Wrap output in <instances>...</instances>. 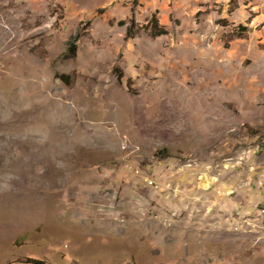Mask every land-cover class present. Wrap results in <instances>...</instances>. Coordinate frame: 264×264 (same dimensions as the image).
<instances>
[{"label": "rangeland", "instance_id": "1", "mask_svg": "<svg viewBox=\"0 0 264 264\" xmlns=\"http://www.w3.org/2000/svg\"><path fill=\"white\" fill-rule=\"evenodd\" d=\"M0 264H264V0H0Z\"/></svg>", "mask_w": 264, "mask_h": 264}, {"label": "trees", "instance_id": "2", "mask_svg": "<svg viewBox=\"0 0 264 264\" xmlns=\"http://www.w3.org/2000/svg\"><path fill=\"white\" fill-rule=\"evenodd\" d=\"M219 22H223V20H221ZM165 33H167L166 29L161 28L160 30H157L155 32V35L158 36V35H162V34H165ZM70 50H71L72 54L74 56H76V54H77V45H76L75 42H71V44H70ZM62 78H64V76H62Z\"/></svg>", "mask_w": 264, "mask_h": 264}]
</instances>
